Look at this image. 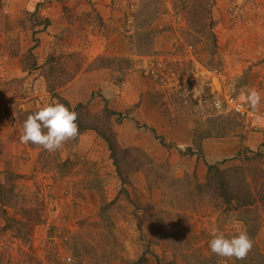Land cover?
Segmentation results:
<instances>
[{
	"label": "rangeland",
	"instance_id": "1",
	"mask_svg": "<svg viewBox=\"0 0 264 264\" xmlns=\"http://www.w3.org/2000/svg\"><path fill=\"white\" fill-rule=\"evenodd\" d=\"M173 2L118 0L117 17L105 22L92 6L77 16L63 7L64 28L42 49L36 35L48 21L37 8L0 0V172L18 176L6 211L24 224L18 236L3 230L0 213V264H66L68 256L73 264H128L144 253L148 264H264L254 251L264 256V204L228 210L196 190L207 165L241 151L262 154L246 166L260 169L253 187L264 188V59L256 58L264 0H215L213 55ZM242 88L260 93L255 110ZM227 97L253 116L229 111ZM56 101L72 111L86 106L95 118L106 109L121 115L104 123L129 153L127 184L92 130L53 153L20 143L29 112ZM189 132L191 146L179 147ZM211 139L218 145L207 156L201 144ZM248 223L256 232L244 260L210 252L212 228L230 237Z\"/></svg>",
	"mask_w": 264,
	"mask_h": 264
},
{
	"label": "trees",
	"instance_id": "2",
	"mask_svg": "<svg viewBox=\"0 0 264 264\" xmlns=\"http://www.w3.org/2000/svg\"><path fill=\"white\" fill-rule=\"evenodd\" d=\"M178 1V5H175L174 2L173 5L178 6L180 10L186 12V19L190 28L189 30H191L192 33L198 34L200 36L198 41L203 42L210 55L215 54L217 51V44L216 38L212 33L214 21L211 17V10L215 5V0ZM44 25L47 26L49 23L46 22ZM31 51L32 50L28 52V55L30 56ZM65 105L69 108L67 103ZM74 110L76 113L78 112L76 123L79 127V132L92 130L106 144L109 151V158L115 168L120 184L123 187L128 182V175L126 171L123 170V166L126 168L130 167H128V162L126 163L129 153L127 150H122L119 147L115 133L110 127H106V123H104L109 119L110 116L118 115L120 117L121 115L106 109L104 110L103 115H101L99 118H95L86 110V106L81 104L76 106ZM31 113L32 112H29V114ZM20 125H22V122ZM187 151L192 150L188 148ZM1 153L2 149L0 144V155ZM246 153L241 151L236 158L207 165L205 183L196 185L198 194L204 193L206 196H210L212 199L217 198L222 202L224 208L228 210H246L258 204H264V188L258 190L253 187V184L256 182L254 177L260 172L261 175L259 174L257 176V180L261 179L263 177L262 172L257 167L249 168L246 166L250 162L261 160L262 154L253 153L250 157ZM228 164H230V166L223 167L224 165ZM140 168V166H136L133 171L137 172L140 170ZM17 179L18 176H15L10 171L5 170L4 172H0V213L4 218L3 230L15 231V235L18 236L22 232V229L18 224H21L22 222L19 223L13 218H8L6 211V208H11L9 201L13 197L15 189L13 183ZM21 225L24 226V224ZM25 225L29 226L30 224L25 223ZM246 225V232L248 236L253 238V234L256 232L255 228L253 227L254 223H248ZM138 227L140 229L139 231H141V226ZM254 251L258 258L260 257L264 260V256L257 254L258 252L255 246ZM128 264H148V261L145 258V253L138 257L134 262Z\"/></svg>",
	"mask_w": 264,
	"mask_h": 264
},
{
	"label": "clouds",
	"instance_id": "3",
	"mask_svg": "<svg viewBox=\"0 0 264 264\" xmlns=\"http://www.w3.org/2000/svg\"><path fill=\"white\" fill-rule=\"evenodd\" d=\"M240 96L253 110L257 108L261 98L255 89L242 88ZM77 118L75 111L59 101L43 104L23 120L19 141L22 144L40 146L49 153L56 152L66 142L78 137ZM209 235L210 252L221 258L244 260L253 248V241L246 231L226 237L219 229L212 228ZM66 264H73L71 256L66 258Z\"/></svg>",
	"mask_w": 264,
	"mask_h": 264
},
{
	"label": "crops",
	"instance_id": "4",
	"mask_svg": "<svg viewBox=\"0 0 264 264\" xmlns=\"http://www.w3.org/2000/svg\"><path fill=\"white\" fill-rule=\"evenodd\" d=\"M118 0H65L64 4H61L59 0H7L11 6H14L17 11L34 12L37 8L38 16L41 19L48 21L49 25L41 26L38 29L36 37L39 39L41 48L48 49V43H51L54 36L60 34L64 28L62 23V17L64 16L63 7H65L71 13L81 14L82 12H87L90 6L96 9L99 17L105 22L110 18L117 17L118 11L116 10V5ZM260 50V49H259ZM258 60L264 59V50L258 51ZM262 123H264V116L261 117ZM188 130V129H187ZM189 131V130H188ZM193 142V135L189 132V136L184 137L182 140V145L179 147H190ZM218 141L215 140H204L201 144V148L204 154L207 156V148L212 144L218 145ZM207 159V158H206ZM214 163V162H213ZM198 181L201 183L205 181V175H197Z\"/></svg>",
	"mask_w": 264,
	"mask_h": 264
},
{
	"label": "built area",
	"instance_id": "5",
	"mask_svg": "<svg viewBox=\"0 0 264 264\" xmlns=\"http://www.w3.org/2000/svg\"><path fill=\"white\" fill-rule=\"evenodd\" d=\"M218 102H219V106H218ZM225 104L229 108V111L240 117L248 118L250 116L251 117L253 116L243 102L237 101L232 97H227L225 99ZM214 107L219 111L223 110L222 101L218 98H215Z\"/></svg>",
	"mask_w": 264,
	"mask_h": 264
}]
</instances>
